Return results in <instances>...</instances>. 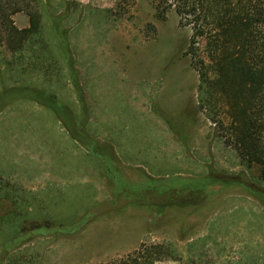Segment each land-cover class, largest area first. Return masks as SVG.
<instances>
[{"label": "rangeland", "instance_id": "374dc122", "mask_svg": "<svg viewBox=\"0 0 264 264\" xmlns=\"http://www.w3.org/2000/svg\"><path fill=\"white\" fill-rule=\"evenodd\" d=\"M163 1L51 0L56 15H67L63 23L70 30L76 66L90 64L86 80L83 74L79 79L83 99L85 88L93 99L81 103L56 48L53 59L45 60L48 68L42 69L30 63L24 69L12 67L0 55V91L4 86H24L27 93L55 92L82 124L86 122L101 146L115 139L133 146L129 135L115 133L123 127L129 132L141 130L139 148L148 149L150 136L157 144V137L166 141L162 119L184 121L186 135L191 136L192 161L184 158L183 147L174 138L166 146L172 164L164 165L162 159L142 151L129 158L155 174L180 171L182 177H189L206 172L203 162H210L233 175L243 172L253 181L260 178V166L242 162L235 147L224 142L222 135L230 122L224 108H203L198 102L199 75L187 50L191 30ZM41 10L42 28L29 41L38 50L41 42L54 41L45 5ZM14 19L19 27L29 25L25 12L16 13ZM4 54L11 57L7 51ZM145 86L150 92L147 99L141 97L145 100L141 104L133 90ZM94 103L107 115L91 111ZM207 148L213 150V157ZM69 157L76 160L68 170L62 162ZM0 180V253L11 244L0 264H101L158 243L168 245L169 252L152 264L193 259L197 264H264V202L247 187L223 182L194 190L184 187L176 190L183 205H172L162 214L133 203L130 197L117 199L106 185L101 159L80 145L56 113L37 100L17 97L0 111ZM109 181L120 191L114 179ZM105 199L110 212L73 229L83 225L86 209L103 208Z\"/></svg>", "mask_w": 264, "mask_h": 264}, {"label": "trees", "instance_id": "16d2710c", "mask_svg": "<svg viewBox=\"0 0 264 264\" xmlns=\"http://www.w3.org/2000/svg\"><path fill=\"white\" fill-rule=\"evenodd\" d=\"M166 6L174 8L179 23L191 30L187 50L192 57L193 67L199 75L198 102L201 107L224 108L230 122L225 127L227 133L222 135L226 145H233L242 162L258 164L260 178L254 181L243 172L237 175L196 174L189 177L172 174L174 179H183L181 184H166L162 189L148 191L142 189L139 176L133 179L134 189L125 190L120 186L122 172L117 163V153L109 142L99 145L97 137L86 128V122L75 115L74 111L60 101L58 95L47 93L44 89L4 86L0 91V111L14 98L26 97L39 101L56 113L69 134L77 142L99 157L103 164V174L107 178L110 193L117 199L124 196L139 205H145L151 212L164 213L159 210L172 205L180 207L182 195L176 190L188 187L189 190L203 188L207 185L223 182L225 185L239 183L247 187L264 202V0H165ZM46 7L52 25L53 43L46 44L38 50L29 41L36 36L43 24V11ZM69 6V5H68ZM68 9V8H67ZM25 12L29 25L19 27L14 19L18 12ZM68 17H69V12ZM66 14V13H65ZM55 14L51 0H0V55L2 60L12 67L24 69L28 63L37 69L48 68L45 60L53 59L55 48L63 56L70 78L79 100L84 105L79 70L70 44V30L63 23L67 15ZM11 57L5 58L4 52ZM28 61V62H27ZM84 108H82V114ZM80 124H82L80 126ZM79 127V128H78ZM100 146V148H99ZM105 147V148H104ZM109 178L114 179L120 191L112 187ZM137 186V187H135ZM2 182L0 180V189ZM3 188L5 186L3 185ZM174 188V189H173ZM175 191V193H174ZM122 196V197H121ZM146 198L144 201L143 199ZM159 200V201H158ZM17 202V199L15 200ZM118 201V200H117ZM84 211L83 225L73 229L80 230L84 224L99 215L111 211L109 200ZM76 230V231H77ZM22 244L20 242H17ZM20 246V245H19ZM7 245L0 261L10 250ZM165 244L142 245L134 254L108 260L101 264H152L161 260L169 252ZM183 264H197L189 260Z\"/></svg>", "mask_w": 264, "mask_h": 264}, {"label": "crops", "instance_id": "0c3cea01", "mask_svg": "<svg viewBox=\"0 0 264 264\" xmlns=\"http://www.w3.org/2000/svg\"><path fill=\"white\" fill-rule=\"evenodd\" d=\"M71 42L72 41L70 39V43ZM71 46H72V43H71ZM72 50H73V48H72ZM89 65H90L89 63L85 62V64L83 65V68H80L78 65L76 66L78 68V70H79V78H80V75L83 74L85 76L84 78L86 80V72H85V70L87 69V66H89ZM79 82H80V79H79ZM149 90L150 89H149L148 86H145L144 89L141 88V87L140 88L139 87L138 88L135 87L134 90H133L134 98H139V102L141 104H144L145 103V100H144V103H143V100H141V97H142V99H147V95L150 92ZM85 91H86V95L87 96H85V99L84 100L93 99L90 96V94H89V92L87 91L86 88H85ZM76 95H77V92H76ZM94 104H95L94 106L89 107V109L91 111H94L95 110V111H99L97 114L107 115V114H105V112H101V109H100L101 107H98L96 105V103H94ZM93 113L94 112H92L91 114H93ZM156 113H158V115H160L161 112L160 113L159 112H156ZM161 114H163V113H161ZM167 118H170L171 119V117H169V116H167L166 118L162 119L165 122V125L160 126V129L167 131L166 141L164 139H162V137H160V138L157 137L158 140H160V141H158L159 144H157V142H155V139H156V138H154L155 136L154 135L153 136H150L149 137V140L147 139V141L149 143L148 144V149L147 148H139L140 145H142V143H143V140L140 139V136H141V134H143V132L141 130H137V129L136 130L131 129V132H129V130L127 128L121 127L119 129H116V132H115L116 134H119L121 136L129 135V137L133 138L134 145L133 146L129 145L132 148L131 151H129V149L127 148L129 146L125 145V142L124 141L120 142V141H118V139H115V140H112V141L111 140H108V141H109V143H111L113 145V147H114L117 155L121 158V160L123 161V163H125L126 165L131 164L133 166H138V165L143 166L142 164H140L139 161H135L134 162L132 159L129 158V157L133 158V155H137V154L141 153V151L143 153H147L148 152V154H152L154 156V158L157 159V160H160L161 161V159H162V161H164L163 162L164 165H166V164H172V160L169 159V157H171V153L166 149V146H169V143H171L170 140L172 138H174L175 140H177L180 143V145L183 147V153L185 154V155H183L184 158L185 157L186 158H189L192 161L191 158H194L195 156H194V152L192 151V149L190 147V139H191V136H189L187 134V137H189L188 140L187 141L181 140V138H180V136L178 134V131L180 130L179 126H175L174 128L171 127L170 126V123L168 121L169 119H167ZM57 119H58V121H60L59 118H57ZM172 123H175V122H173V120H172ZM181 123H184V121H182ZM176 124H178V123H176ZM169 128H170V131H169ZM151 130L153 132L155 130V127L153 126V128ZM104 131L109 132V131H112V130L105 129ZM119 146H120V148H119ZM121 150H122V152H123V154L125 156L122 154ZM137 151H139V152H137ZM124 157H127V159H129L130 161L127 160V159H124ZM75 160H76V158L73 157L72 158V161H70V157H69V160L68 161L62 162V163L65 164V165H67V168L69 170L70 166L72 167V165H70V163L75 165ZM194 162H195V160H194ZM55 163H57L56 166L58 167L59 166V161L56 160ZM155 163H159V161H157ZM167 173L170 174L169 172H167ZM174 174H176V173H174Z\"/></svg>", "mask_w": 264, "mask_h": 264}, {"label": "flooded vegetation", "instance_id": "af4514ba", "mask_svg": "<svg viewBox=\"0 0 264 264\" xmlns=\"http://www.w3.org/2000/svg\"><path fill=\"white\" fill-rule=\"evenodd\" d=\"M169 119V123L171 127H175V126H179L180 130L178 131V134L181 138V140L183 141H187L189 137H187L186 135V124L185 123H172V120L170 118ZM206 153L210 156L213 157V150L211 148H207L206 149ZM117 158V163L118 166L122 172L121 175V180H120V186L125 189V190H133L134 189V183H133V179L130 178V176L128 174H126V171H134L137 173V175L139 176V182H142V189L144 190H148V191H156L157 189H162V187L166 186V184H171V183H179L181 184L183 182V179H174L172 177H170L171 175L168 173H163V174H155L153 172H150L149 170H147V168H145L144 166L138 165V166H133L131 164L126 165L125 163H123V161L121 160V158L119 156L116 157ZM203 164H205L206 166V172L202 173V174H220L223 176H226V174H231V173H227L223 170H218L217 167L210 162H203ZM177 175H182V173L180 171L176 172ZM108 185V184H107ZM137 187V186H135ZM169 209V207H163L159 210H162L164 213ZM155 213V212H153ZM156 214V213H155Z\"/></svg>", "mask_w": 264, "mask_h": 264}]
</instances>
